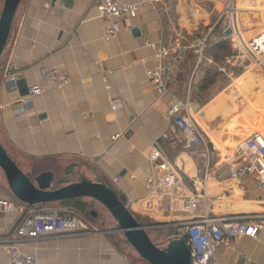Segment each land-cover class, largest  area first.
Masks as SVG:
<instances>
[{
	"label": "crops",
	"instance_id": "crops-1",
	"mask_svg": "<svg viewBox=\"0 0 264 264\" xmlns=\"http://www.w3.org/2000/svg\"><path fill=\"white\" fill-rule=\"evenodd\" d=\"M97 1L21 0L0 58V140L8 154L32 180L43 172L53 173L57 187L82 178L103 180L132 212L166 223L161 227L168 238L180 236L170 222L208 212L245 220L262 213L264 175L253 172L232 178L228 163L240 156L237 147L264 132V73L260 71L264 70L253 66L260 73L250 70L245 75L251 77L237 81L239 70L236 77L227 72L228 66L222 71L224 60L216 63L207 56L206 44L201 62L195 50L189 51L163 96H157L146 76L155 64L157 48L172 44L179 35L199 33L202 25L211 23L212 8L220 15L222 0H202L213 3L209 9L200 0H156L155 7L142 5L135 18L119 20L123 31L110 41L104 39L106 20L99 15ZM238 3L247 16H264L260 0ZM42 67L67 71L71 83L49 84L40 76ZM213 68L219 74L204 88L202 81ZM35 82L45 91L24 113L16 114ZM235 92L245 100L241 107L235 103ZM188 95L191 114L207 138L209 166L205 157L191 152L188 138L167 117L175 100ZM113 102L123 106L115 110ZM116 134L122 136L114 140ZM156 139L198 197L193 212L181 210L179 204L174 210L164 206L162 211L148 213L142 209L145 181L152 172L148 156ZM21 217L0 213V238L11 234ZM98 230L34 240L25 250L44 264H135L133 258L140 255L132 246L129 255L110 240L107 234L114 231ZM164 235L151 238L164 246ZM218 258L221 264H264V233L221 246ZM8 261L0 245V264Z\"/></svg>",
	"mask_w": 264,
	"mask_h": 264
},
{
	"label": "built area",
	"instance_id": "built-area-1",
	"mask_svg": "<svg viewBox=\"0 0 264 264\" xmlns=\"http://www.w3.org/2000/svg\"><path fill=\"white\" fill-rule=\"evenodd\" d=\"M155 1L98 0L96 8L99 15L106 20L104 39L110 41L117 38L123 31L120 19L135 18L140 6L155 7ZM222 2L219 21L225 23V33L230 30L229 36H225L229 39L231 54L225 58L224 65L220 69L225 71L226 66H229L227 72L231 73L230 75L234 74V77H236L235 70L247 71L253 66L264 70V29L253 33L256 26L249 27L243 24L240 15L244 10L240 8L238 0H222ZM3 3L4 0H0V9ZM207 38L208 34L190 37L179 35L172 44L157 48L154 53L155 64L146 70L147 79L154 86L157 96L161 97L169 92V87L175 81L176 73L187 59L190 50H195L198 61H202ZM146 44L155 47L152 42L146 41ZM40 76L57 87L71 83L69 73L57 68L42 67ZM108 88L111 86L108 85ZM44 91L41 84L37 82L32 84L28 95L20 100L22 106L15 109L16 114L24 113L25 108ZM234 97L238 106L245 104L244 98L238 92L234 93ZM112 106L116 110L123 104L113 102ZM167 117L173 120L175 127L188 138L191 152L205 157L209 166L210 150L207 138L191 114L189 95L185 100L176 99L168 109ZM121 136L122 134H116L113 139L117 140ZM238 153L240 156L233 158L231 163L236 166L240 160H244V165L236 168L229 164V174L232 178L250 175L253 172L264 175V138L255 135L242 145ZM256 157L262 160L261 167H251V161ZM148 159L152 172L145 181L147 194L141 201L142 209L148 213L158 209L162 211L164 206L174 210L175 205L179 204L181 210L193 212L198 197L182 175L180 166L169 157L158 139L154 141ZM114 180L117 181L118 177ZM11 212L18 213L22 217L11 234L0 238V245L9 255L8 264H44L25 250V245L34 240L99 232L88 220L68 207L54 203L28 206L11 194L0 193V213ZM169 224L177 228L178 234L187 240L191 264H221L218 258V250L221 246H230L244 236L257 238L259 234L264 233V214L253 215L245 220L243 216H217L208 212L201 217Z\"/></svg>",
	"mask_w": 264,
	"mask_h": 264
},
{
	"label": "water",
	"instance_id": "water-1",
	"mask_svg": "<svg viewBox=\"0 0 264 264\" xmlns=\"http://www.w3.org/2000/svg\"><path fill=\"white\" fill-rule=\"evenodd\" d=\"M21 0H4L0 11V58L7 45L13 20ZM230 30L225 35L229 36ZM12 74V71L10 72ZM0 169L11 194L28 206L50 205L73 199L90 198L100 202L116 223L101 231L121 232L128 243L150 264H191V253L183 236L168 238L164 246L155 243L148 228L164 226L162 222H143L137 219L117 192L103 180L82 178L63 186H54L56 176L43 172L32 180L8 154L0 140ZM93 217H98L92 212Z\"/></svg>",
	"mask_w": 264,
	"mask_h": 264
},
{
	"label": "rangeland",
	"instance_id": "rangeland-1",
	"mask_svg": "<svg viewBox=\"0 0 264 264\" xmlns=\"http://www.w3.org/2000/svg\"><path fill=\"white\" fill-rule=\"evenodd\" d=\"M253 2H256V1H253ZM200 5L209 9L210 6L213 5V3L200 0ZM239 5L242 7V5L240 3H239ZM259 5H260L259 9H264V3L262 2V0H260ZM259 5H257V7H259ZM212 9L209 12V13H211V15H210L211 16V23L208 26L202 25L201 28L199 29V33H192V35H194V36H196V35H198V36L203 35L204 36V35L208 34L207 42H209V43L213 42L214 39L224 38L225 37V27H226L225 23L222 20L219 21V16H218L217 12L214 10L212 11ZM0 11H1V9H0ZM240 16H241V20L243 21V24H246L245 26H249V27L250 26H256L255 31L253 33L259 31L260 29H264V19H263L264 16H262L261 14H255L254 16H252L250 14V16H246L243 13ZM201 22H203V21H201ZM214 27L216 28V30L214 29ZM185 35L187 37L192 36V35L186 34V33H185ZM205 54H206V51H205ZM228 68H229V66H228ZM248 71H250L251 73H252V71H256L258 73H260V71H261L264 73V71H262V70L259 71L257 68H254V67H251L247 71L242 69V70L237 71V73L239 74V77L237 76L236 80L238 81V78H241L243 80H247L246 78L251 77V75H252V74L245 75V73H247ZM244 75H245V77H242ZM257 76H258V74H257ZM239 81H242V80H239ZM191 104H192V101H191ZM256 135H259L262 138H264V132H261V133L258 132V133H256ZM243 144L244 143H242L239 147H237V149L239 151H241ZM239 162L241 164L239 163L238 165H240V166L244 165V160H240ZM229 164L234 166L233 165L234 163L232 164V163H230V161L228 163V166H229ZM238 165H236L234 167L238 168ZM259 176H262V175L259 174ZM0 193L2 195H10L11 194L9 187H8V184H7V181H6V178H5V175L1 169H0ZM82 200L83 201H69V202H60V203L56 202L55 204L59 205V206L68 207L70 210L74 211L75 213H78L79 215L84 217L86 220L91 221L93 223L92 225L94 227H96L97 229L108 228V227H112L115 224H117L115 219L111 215V213L100 202H98L94 199H90V198L82 199ZM80 202H85L87 204V206H85V207L81 206ZM92 212H95L98 217L97 218L93 217ZM134 214L137 217V219L140 221H143V222H152L153 221V219L150 216H147L145 214L144 215L138 214V213H134ZM257 214H264V211L262 213L261 212L256 213V215ZM162 229H163L162 227L148 228L147 231L152 238L158 239L159 236H162L165 233L164 229L163 230ZM171 232H173V231H171ZM171 232H170V234H171ZM107 235L110 237L111 241L115 242L116 245H118L120 247V249H122L123 251H125L129 255L131 254L130 250L132 247H131V245H129V243L126 240L123 233L113 232V233H109ZM168 237H169V235L163 236L164 239H167ZM133 262L135 264H148L144 259L140 258L138 255H136V257L133 258Z\"/></svg>",
	"mask_w": 264,
	"mask_h": 264
},
{
	"label": "trees",
	"instance_id": "trees-1",
	"mask_svg": "<svg viewBox=\"0 0 264 264\" xmlns=\"http://www.w3.org/2000/svg\"><path fill=\"white\" fill-rule=\"evenodd\" d=\"M206 53L207 56L211 57L216 63H220L225 58L231 54V49L229 45V39L225 36L224 38L217 39L211 43H207L206 47ZM216 74H219L214 68L212 70H209L207 72V77L202 81L203 86L209 87L210 84L212 83V79L217 76ZM238 75V74H237ZM225 78L223 77V80ZM71 201H83L82 199H76V200H71ZM69 202V201H67ZM81 206H87L85 202H80Z\"/></svg>",
	"mask_w": 264,
	"mask_h": 264
},
{
	"label": "bare ground",
	"instance_id": "bare-ground-1",
	"mask_svg": "<svg viewBox=\"0 0 264 264\" xmlns=\"http://www.w3.org/2000/svg\"><path fill=\"white\" fill-rule=\"evenodd\" d=\"M258 166L259 167L262 166V160L259 157H256L254 160L251 161V167H258ZM260 183H263L262 180H260Z\"/></svg>",
	"mask_w": 264,
	"mask_h": 264
}]
</instances>
